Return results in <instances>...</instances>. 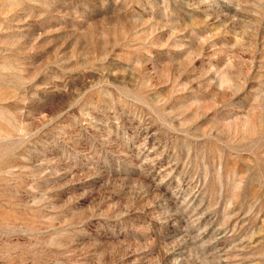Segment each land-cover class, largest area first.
<instances>
[{
  "label": "rangeland",
  "instance_id": "obj_1",
  "mask_svg": "<svg viewBox=\"0 0 264 264\" xmlns=\"http://www.w3.org/2000/svg\"><path fill=\"white\" fill-rule=\"evenodd\" d=\"M0 264H264V0H0Z\"/></svg>",
  "mask_w": 264,
  "mask_h": 264
}]
</instances>
